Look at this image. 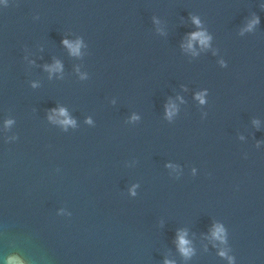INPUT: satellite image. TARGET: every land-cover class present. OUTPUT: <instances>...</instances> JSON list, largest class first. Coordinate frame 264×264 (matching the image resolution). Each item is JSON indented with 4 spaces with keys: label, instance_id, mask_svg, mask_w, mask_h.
Instances as JSON below:
<instances>
[{
    "label": "water",
    "instance_id": "water-1",
    "mask_svg": "<svg viewBox=\"0 0 264 264\" xmlns=\"http://www.w3.org/2000/svg\"><path fill=\"white\" fill-rule=\"evenodd\" d=\"M10 257L264 264V0L0 2Z\"/></svg>",
    "mask_w": 264,
    "mask_h": 264
},
{
    "label": "clouds",
    "instance_id": "clouds-1",
    "mask_svg": "<svg viewBox=\"0 0 264 264\" xmlns=\"http://www.w3.org/2000/svg\"><path fill=\"white\" fill-rule=\"evenodd\" d=\"M0 2H2V0H0ZM193 23L199 25V21L198 20H193ZM253 23H256V21H254ZM250 28H251V25L249 26V29ZM190 40L191 41H199V43H200V45L202 47H207L208 43L210 41V37H208L204 32H196V33H193L191 35ZM64 44L67 47H69L70 50H72L73 54H77L78 48H79V43H77L75 46H73V45L69 44L68 41H64ZM188 47L191 48L192 44L189 43ZM59 69H60V66H59V64H57L53 68H50L48 70L51 72V71H58ZM197 99H200L201 103L204 102L203 99L200 96H198ZM171 114L172 113L169 112V116H171ZM59 115L63 116V117H67V113L63 109H61L59 111ZM8 123H11V121H9ZM62 123H64V124H72L73 121H71V120L66 118L65 120L62 121ZM212 239L219 241L221 244L225 243V241H226V233H225V231H224L222 226H220V225L214 226V228L212 230ZM187 244H188V241H186L183 238V235H181L180 238H179L180 251L182 252V254H184L186 256L190 254V249H188L186 247ZM219 255L221 257H224L226 255V253L224 251H220ZM8 264H24V261L22 259H20L19 257H10L9 261H8ZM230 264H231V259H230Z\"/></svg>",
    "mask_w": 264,
    "mask_h": 264
}]
</instances>
